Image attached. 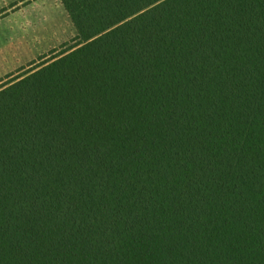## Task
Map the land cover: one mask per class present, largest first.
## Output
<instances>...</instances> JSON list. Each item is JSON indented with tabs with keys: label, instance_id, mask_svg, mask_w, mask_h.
Returning a JSON list of instances; mask_svg holds the SVG:
<instances>
[{
	"label": "trees",
	"instance_id": "obj_1",
	"mask_svg": "<svg viewBox=\"0 0 264 264\" xmlns=\"http://www.w3.org/2000/svg\"><path fill=\"white\" fill-rule=\"evenodd\" d=\"M62 2L0 86V264H264V0Z\"/></svg>",
	"mask_w": 264,
	"mask_h": 264
},
{
	"label": "rangeland",
	"instance_id": "obj_2",
	"mask_svg": "<svg viewBox=\"0 0 264 264\" xmlns=\"http://www.w3.org/2000/svg\"><path fill=\"white\" fill-rule=\"evenodd\" d=\"M78 34L62 0H0V86L72 47Z\"/></svg>",
	"mask_w": 264,
	"mask_h": 264
}]
</instances>
